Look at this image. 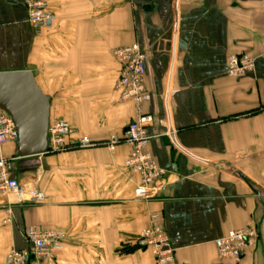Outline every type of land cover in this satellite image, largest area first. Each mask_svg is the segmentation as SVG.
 Wrapping results in <instances>:
<instances>
[{
  "label": "crops",
  "instance_id": "crops-1",
  "mask_svg": "<svg viewBox=\"0 0 264 264\" xmlns=\"http://www.w3.org/2000/svg\"><path fill=\"white\" fill-rule=\"evenodd\" d=\"M48 3L53 22L35 29L24 0H0V72L32 71L51 99V120L100 145L29 158L19 157L18 141L0 149L10 177L45 197L0 195V264L29 248L31 228L66 236L44 264H156L151 249L135 245L154 224L179 263L237 264L220 259L216 242L250 222L260 238L239 264H264V0ZM134 44L147 55L148 151L165 173L149 190L126 168L128 144L101 145L136 119L134 103L120 100L114 55ZM243 54L255 70L230 77L229 57ZM169 80L172 125L186 152L160 136Z\"/></svg>",
  "mask_w": 264,
  "mask_h": 264
},
{
  "label": "built area",
  "instance_id": "built-area-1",
  "mask_svg": "<svg viewBox=\"0 0 264 264\" xmlns=\"http://www.w3.org/2000/svg\"><path fill=\"white\" fill-rule=\"evenodd\" d=\"M28 11V20L35 29L48 27L54 20V13L49 8L48 0H24ZM120 65L117 89L122 102H132L136 107V119L132 122L123 137L113 135L110 140L101 144L114 150L121 142L131 148L125 162L126 168L141 176V186L144 190L152 188L156 181L165 173L158 167L153 156L148 151V145L153 138L146 132L152 122L151 116L143 113L142 106L152 101V95L146 86L147 55L138 44L119 48L114 52ZM256 67L255 58L243 54L232 55L228 59L227 68L230 77H240L253 72ZM173 71V70H172ZM172 71L170 77L172 76ZM171 81L163 98L165 119L162 125L166 128L160 136L169 137L173 145L181 152H186L176 139V129L172 125L169 108L170 98L174 94ZM48 153L57 155L74 150L98 147L100 144L88 137L79 135L67 121L62 118L50 120ZM19 139L15 124L8 113L0 110V149L7 143H15ZM26 187L18 180L10 177V164L5 158H0V195L13 194L19 198L24 195ZM28 196L31 201L44 200V194L36 189ZM66 236L57 230H38L31 228L26 232L29 244L27 250H12L6 259L7 264H44L62 250ZM260 238V231L254 222L238 230H231L227 235L216 242L218 255L222 260H233L239 264L248 248L256 245ZM139 249H151L156 264H182L175 256V250L166 231L154 224L144 230L135 240Z\"/></svg>",
  "mask_w": 264,
  "mask_h": 264
},
{
  "label": "water",
  "instance_id": "water-1",
  "mask_svg": "<svg viewBox=\"0 0 264 264\" xmlns=\"http://www.w3.org/2000/svg\"><path fill=\"white\" fill-rule=\"evenodd\" d=\"M0 110L15 124L20 158L48 153L51 99L40 89L32 71L0 72Z\"/></svg>",
  "mask_w": 264,
  "mask_h": 264
},
{
  "label": "bare ground",
  "instance_id": "bare-ground-1",
  "mask_svg": "<svg viewBox=\"0 0 264 264\" xmlns=\"http://www.w3.org/2000/svg\"><path fill=\"white\" fill-rule=\"evenodd\" d=\"M33 194V191H31L30 189H26V191H25V193H24V195L26 196V197H28V196H31Z\"/></svg>",
  "mask_w": 264,
  "mask_h": 264
}]
</instances>
